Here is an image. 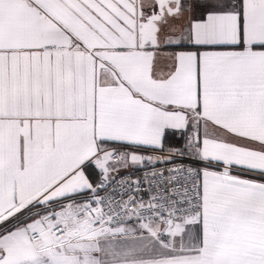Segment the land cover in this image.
Segmentation results:
<instances>
[{"label":"snow or ice","instance_id":"snow-or-ice-1","mask_svg":"<svg viewBox=\"0 0 264 264\" xmlns=\"http://www.w3.org/2000/svg\"><path fill=\"white\" fill-rule=\"evenodd\" d=\"M61 185L264 264V0H0V264Z\"/></svg>","mask_w":264,"mask_h":264},{"label":"crops","instance_id":"crops-1","mask_svg":"<svg viewBox=\"0 0 264 264\" xmlns=\"http://www.w3.org/2000/svg\"><path fill=\"white\" fill-rule=\"evenodd\" d=\"M133 175L139 176V172ZM71 189V185H61L54 192L42 195L41 189L28 196L40 202L17 218L16 233L5 241L6 259L18 264H206L215 258L214 253L196 251L198 244L188 236L181 237L172 222L131 219L115 228L95 226L84 215L76 221L78 229H70L68 217L85 212L89 204L88 193L53 198L61 190ZM56 221L68 226L66 235L59 239L50 231ZM35 231L41 239L31 238Z\"/></svg>","mask_w":264,"mask_h":264},{"label":"built area","instance_id":"built-area-1","mask_svg":"<svg viewBox=\"0 0 264 264\" xmlns=\"http://www.w3.org/2000/svg\"><path fill=\"white\" fill-rule=\"evenodd\" d=\"M140 175V173H139ZM164 209H149L139 200L133 202L131 195L116 196L110 192H104L99 196L89 195V204L85 212L68 217L69 228L78 229L76 221L86 215L95 226L107 224L110 227H121L128 220L145 221L157 219L163 223L171 222L166 215H161ZM52 235L59 239L66 235L68 226L63 221H56L50 227ZM33 240L41 239L38 231L32 232Z\"/></svg>","mask_w":264,"mask_h":264}]
</instances>
